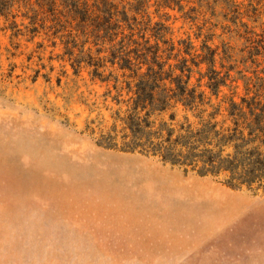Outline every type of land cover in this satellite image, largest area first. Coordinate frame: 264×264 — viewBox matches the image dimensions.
Here are the masks:
<instances>
[{
  "label": "rangeland",
  "instance_id": "1",
  "mask_svg": "<svg viewBox=\"0 0 264 264\" xmlns=\"http://www.w3.org/2000/svg\"><path fill=\"white\" fill-rule=\"evenodd\" d=\"M50 1H0V264H264L263 190L97 144L119 107L113 82L75 72L77 27ZM160 3L148 12L176 43L218 48L221 97L258 91L264 0Z\"/></svg>",
  "mask_w": 264,
  "mask_h": 264
},
{
  "label": "trees",
  "instance_id": "2",
  "mask_svg": "<svg viewBox=\"0 0 264 264\" xmlns=\"http://www.w3.org/2000/svg\"><path fill=\"white\" fill-rule=\"evenodd\" d=\"M149 2L61 0L77 27L66 44L75 72L85 64L93 78L113 82L119 107L97 144L222 178L234 189L264 191V82L240 100L221 97L230 74L216 69L218 48L203 41L198 52L192 41L176 43L166 21H153ZM172 4L183 7L182 0L159 7ZM250 54L254 62L264 56V43Z\"/></svg>",
  "mask_w": 264,
  "mask_h": 264
}]
</instances>
